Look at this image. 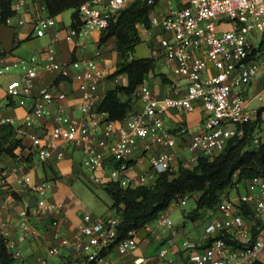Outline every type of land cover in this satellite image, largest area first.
<instances>
[{
	"label": "built area",
	"instance_id": "1",
	"mask_svg": "<svg viewBox=\"0 0 264 264\" xmlns=\"http://www.w3.org/2000/svg\"><path fill=\"white\" fill-rule=\"evenodd\" d=\"M137 1L153 0H85L77 9L79 28L68 27L65 39L73 42L93 31L103 32L120 11ZM23 8V0L11 4L14 17ZM12 19L4 24H11ZM23 23L18 18L17 24ZM54 25L55 18L40 3L32 21L35 36H43ZM138 28L155 40L158 56L181 80L179 85L171 82L170 95L155 96L146 79L136 92L139 107L124 120L109 121L104 113L93 112L98 85L107 76L97 50L73 75L79 120L66 115L60 105L67 98L64 92L43 88L23 118L0 116V124L12 126L17 138L30 141L37 162L59 161L64 147L73 146L81 151L80 166L93 174L94 182H113L122 188L150 186L159 174L177 171L179 163L190 168L199 157L211 159L230 140L243 137L244 128L251 124L257 127L253 143H264V0H178L175 9L168 6L164 12L153 11L148 28ZM64 66L49 47L40 66L34 58L21 62V77L5 86V94L22 106L21 94L34 87L39 68L61 72ZM258 74L261 90L248 96ZM114 81L120 82L119 78ZM54 103L57 108L50 127L39 136L33 126L50 116ZM195 110L199 117L189 129L185 116ZM171 114H176L172 127L165 123ZM138 150L148 163L142 171L134 168L133 154ZM180 152H187L188 157L177 156ZM8 177L30 194L18 212L16 241L11 238L6 208H0V238L15 264H28L16 243L39 239L35 223L54 213L58 216L49 222L50 243L35 264H135L138 259L142 264H264V176L244 181L243 191L236 190V197L231 198L229 189L238 183L234 177V184L207 213L214 217L194 238L172 223L168 209L159 213L153 227L146 225L122 238L116 211L84 213L76 232L69 236L61 227L63 203L51 199L49 182L16 166L9 169ZM5 180L0 178V183ZM186 199L178 203L184 205ZM161 229L164 235L159 234ZM141 242L146 247L134 261ZM153 242L158 247L146 256Z\"/></svg>",
	"mask_w": 264,
	"mask_h": 264
},
{
	"label": "crops",
	"instance_id": "2",
	"mask_svg": "<svg viewBox=\"0 0 264 264\" xmlns=\"http://www.w3.org/2000/svg\"><path fill=\"white\" fill-rule=\"evenodd\" d=\"M18 1L21 0H11V4ZM23 1L25 8L21 9L13 17L11 24L0 23V116L16 119L23 118L32 107L38 91L43 88H52L54 92L62 91L66 94V100L61 102L60 105L64 108L66 115L79 120L81 115L75 107V98L78 96V92L76 91V84L73 81V75L81 69L82 61L90 58L97 50L101 52L102 67L105 69L107 75L110 74L115 68V53L112 49V42H107L103 46L98 47L100 33L97 31L91 32L85 39H77L73 42L67 41L65 34L69 24L64 23L63 12L54 17L55 25L52 28L47 30L43 36L37 37L33 30L32 21L38 13L40 0ZM18 18L23 20L24 23L22 25L17 24ZM139 30L140 28H138ZM49 47L53 48L56 59L61 63H65L63 70L61 72H49L39 68L34 87L26 92L23 91L21 98L24 101V105L19 106L16 100L6 96L4 91L5 86L12 81H19L22 73L20 68L22 61H30L31 58H34L35 64L40 66L45 61L46 49ZM145 57H149V55ZM160 62L161 68L157 70L165 75L167 82H162L159 77L153 74H149L146 80L152 93L158 97L171 94L172 89L170 84L172 81L178 85L181 84L178 76L171 73L170 66L164 63L162 59ZM4 67H7V70H3ZM106 77L98 85L94 102H98L105 91L111 88L113 83H116ZM119 81H121V78H119ZM261 87L262 76L258 74L251 83L248 96H253L261 90ZM56 108L57 103L49 107L50 116L43 120H38L33 126L34 133L42 136L47 131L51 124V115L55 113ZM198 117V110L185 116L189 129L194 128ZM175 118L176 114L165 117L166 125L172 127L175 124ZM21 143L22 147L15 150V158L5 155L0 156V178H6L4 184L0 183V208H6L5 216L8 228L11 231V238L16 241L19 233L18 212L21 202L30 197L26 187L16 185L8 177V171L13 166L20 168L23 172H27L33 178L43 179L50 183L49 194L51 199L63 203V209L59 213L62 218L61 227L67 235L71 236L76 232L77 225L84 214L83 206L75 197L74 191L70 189L77 180L83 185H86L87 182L84 170L80 166L81 151L73 146H65L63 149V159L39 163L36 160L35 150L31 147L30 141L22 138ZM145 156L141 155L139 150L133 154L136 171H142L147 168L148 163ZM92 175L91 173V178L93 177ZM92 195L96 197L93 192ZM104 205L108 206L105 203ZM91 215L94 214L91 213ZM57 216L58 214L56 213L49 214L42 222L35 223L40 235L39 239L35 242L25 241L16 243V248L19 249L26 263L35 264L36 258L44 254L45 247L50 243L49 222L53 217ZM179 229L183 233L182 228ZM142 251L139 248L137 249L134 261ZM135 264H142V262L138 259L135 261Z\"/></svg>",
	"mask_w": 264,
	"mask_h": 264
},
{
	"label": "trees",
	"instance_id": "3",
	"mask_svg": "<svg viewBox=\"0 0 264 264\" xmlns=\"http://www.w3.org/2000/svg\"><path fill=\"white\" fill-rule=\"evenodd\" d=\"M84 1L40 0V3L47 15L52 17L71 10L69 27L78 29L77 9ZM159 1L130 4L100 33L98 47L111 41L115 53V68L106 78L112 82L121 78L92 107L93 112L104 113L109 121H122L135 112L139 107L137 89L149 73L167 82L165 75L157 70L159 58L132 55L135 47L142 42L138 27H149L150 16ZM9 17H14L11 0H0V23ZM256 128L255 124L246 126L243 137L230 140L223 151L213 158L199 157L190 168L179 163L177 171L159 174L150 186L122 188L113 182L102 184V191L110 201L108 209L116 211L121 217L120 237L151 224L159 213L184 197L194 200V208L185 216L196 221L204 212L215 208L224 191L234 184V177L235 182L243 183L255 176H264V143L255 144L251 139ZM21 147V139L16 137L14 128L0 124V156L15 158V150ZM0 264H15L2 238Z\"/></svg>",
	"mask_w": 264,
	"mask_h": 264
},
{
	"label": "rangeland",
	"instance_id": "4",
	"mask_svg": "<svg viewBox=\"0 0 264 264\" xmlns=\"http://www.w3.org/2000/svg\"><path fill=\"white\" fill-rule=\"evenodd\" d=\"M178 0H160L157 4L154 11L157 12H164L166 7L170 6L172 9L176 8ZM70 13L71 10H66L63 12V21L65 24H70ZM142 42L137 45L134 49L133 56L134 57H145V56H155L156 58H159L158 61V68H161V62L160 57L158 56L157 51V44L155 40L148 39L147 36L140 32L139 33ZM148 39V40H147ZM149 50H148V49ZM253 104V102H252ZM257 102H254V105H256ZM188 157L187 152L178 153L177 156ZM84 174L86 177V185H83L80 181L74 182L73 186L70 188L74 191L75 197L80 201L81 205L83 206V213H93L94 215H102L109 213L110 210L107 209V207L104 205L109 204L110 201L105 195V193L102 191V184L99 182H94L93 178H91V172L87 171L83 168ZM236 190H239L240 192L243 191V183L239 182L237 183V188L233 186L229 189V196L231 198L236 197L237 193ZM95 194L96 197H93L92 192ZM104 202V203H103ZM195 206L194 200L192 198H187L185 200V204L181 205L179 203H173L168 208V217L172 221V223L176 226H180L179 228H182L183 233L185 235H188L191 238L196 237L197 234L202 232L208 223L212 220L214 217V214L208 215L209 212H204L200 219L196 221H192L191 219L187 218L185 215L187 212L192 210ZM152 227L154 226V223L152 222L150 224ZM159 234L164 235L165 230L161 229L159 230ZM139 246V250H144L146 247V244L144 242H141ZM158 247V244L156 242H153V244L146 250V256L153 254Z\"/></svg>",
	"mask_w": 264,
	"mask_h": 264
}]
</instances>
